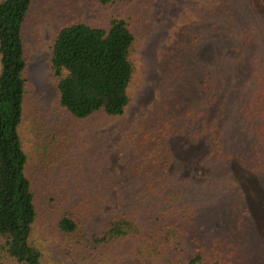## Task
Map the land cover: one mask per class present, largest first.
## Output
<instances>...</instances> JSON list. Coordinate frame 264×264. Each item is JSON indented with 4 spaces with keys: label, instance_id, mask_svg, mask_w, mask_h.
<instances>
[{
    "label": "rangeland",
    "instance_id": "obj_1",
    "mask_svg": "<svg viewBox=\"0 0 264 264\" xmlns=\"http://www.w3.org/2000/svg\"><path fill=\"white\" fill-rule=\"evenodd\" d=\"M115 17L131 24L137 40L131 105L122 118L99 113L75 120L58 106L51 69L56 34L75 22L107 26ZM179 28L191 34L187 51L193 37L205 39L209 49L205 56L210 58L204 82L214 68L221 73L228 66L235 74L225 76L230 102L221 100L217 107L223 127L221 149L212 153L207 135L196 143L189 133L168 141L178 163L172 176L175 194L178 199H193L211 222L200 221L205 237L223 234V221L232 225L241 219L248 225L245 214L251 212L257 246L247 255L250 264H264V131L258 135L254 128L264 124V0H134L110 8L96 0H34L23 32L28 63L21 136L38 209L31 244L42 252V264H134L132 256L115 248L114 253L102 255L108 256L105 259L92 262L87 255L75 262L77 251L72 250L79 247L60 232L58 224L66 213L79 211L76 219L84 231L101 234L121 213L139 207L146 186L131 170L135 158L126 133L158 104L161 61L175 38L176 33H171ZM193 58L188 51L183 60L188 64ZM236 185L241 189L232 190ZM2 245L0 239V264H21Z\"/></svg>",
    "mask_w": 264,
    "mask_h": 264
},
{
    "label": "trees",
    "instance_id": "obj_2",
    "mask_svg": "<svg viewBox=\"0 0 264 264\" xmlns=\"http://www.w3.org/2000/svg\"><path fill=\"white\" fill-rule=\"evenodd\" d=\"M96 1L110 8L134 0ZM33 3L34 0L0 3V239L2 250L21 264H42V252L31 244L38 209L27 176L28 156L21 136L28 63L23 32ZM174 33L171 49L161 61L159 102L126 133L135 158L131 170L146 186L139 207L121 213L101 234L84 231L76 219L79 211L66 213L58 229L79 247L72 250L77 251L75 262L87 255L92 262L105 259L108 256L102 255L116 249L122 251L121 255L132 256L134 264H250L251 251L257 246L251 212L245 214L250 220L248 225L241 219L233 220L232 225L223 221V234L205 237L200 232V221L211 222L201 215L193 199H178L175 194L177 183L172 176L178 163L168 141L189 133L196 143L207 135L212 153L221 149L223 127L217 107L221 100L230 102L225 76L235 71L224 66L227 72L217 73L214 68L204 82L210 56H205L209 49L203 44V35L192 38L194 43L188 51L194 53V58L186 64L183 59L191 34L182 28L171 36ZM136 43L131 24L122 17L111 19L107 26L75 22L60 28L51 58L60 110L78 121L99 113L111 119L122 118L132 102ZM196 127L198 130H193ZM254 128L259 135L264 124ZM261 136L264 139V132ZM238 185L232 190L241 189ZM247 207L242 205L246 210Z\"/></svg>",
    "mask_w": 264,
    "mask_h": 264
}]
</instances>
